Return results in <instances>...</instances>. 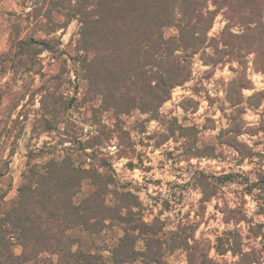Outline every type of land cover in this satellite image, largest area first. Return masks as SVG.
I'll use <instances>...</instances> for the list:
<instances>
[{"label":"trees","instance_id":"1","mask_svg":"<svg viewBox=\"0 0 264 264\" xmlns=\"http://www.w3.org/2000/svg\"><path fill=\"white\" fill-rule=\"evenodd\" d=\"M21 6L29 10L11 23L0 77L8 76L5 85L36 76L40 83L26 101V92L16 96L0 86V264H170L167 257L177 250L188 264H263L264 88L255 89L247 69L251 55L253 70L264 74V0H22ZM219 13L226 22L210 36ZM22 21L47 36L20 35ZM72 21L75 37L62 47L51 34L64 33ZM44 52L57 71L44 70ZM197 55L210 72L237 64L216 106L226 125L217 129L209 116L201 124L172 117L165 119L164 140L181 139L189 162L218 160L228 148L237 165L250 168L195 169L186 182L199 194L193 215L148 217L138 192L117 179L105 148L116 139V154L135 166L138 153L124 117L137 111L164 120L161 106L191 80ZM71 74L82 85L74 95L65 87ZM36 95L39 107L30 112L26 106ZM206 98L209 106L217 100ZM187 101L194 106L182 101L183 110L195 112L198 101ZM81 107L92 126L86 134L70 113ZM249 109L260 111L254 123L244 117ZM28 123L30 141L49 138L28 146L9 198L11 157ZM207 130L216 133L202 141ZM210 204L224 225L206 226L213 238L199 231ZM115 227L122 234L108 245L103 234Z\"/></svg>","mask_w":264,"mask_h":264},{"label":"rangeland","instance_id":"2","mask_svg":"<svg viewBox=\"0 0 264 264\" xmlns=\"http://www.w3.org/2000/svg\"><path fill=\"white\" fill-rule=\"evenodd\" d=\"M22 0H0V51H4L9 47V35L11 23L17 16L23 14V12L29 9H24L21 6ZM24 16V15H20ZM225 18L219 13L209 31V35H217L225 24ZM20 35H24L26 32H32L37 37L47 36L44 32L35 31L33 29V23L20 22ZM77 24L72 21L65 32L62 29L52 33L55 37H60L64 47L71 37H75ZM43 59V65L45 71L55 72L58 69L57 63L53 62L49 58V54L44 52L41 55ZM248 76L253 81L255 89L264 88V74L257 73L252 68V56L248 57ZM193 73L192 78L183 86H177L173 89L171 98L167 100L160 108V112L164 116V120L146 119L145 114H140L135 111L128 116L124 117V127L129 131L131 140L137 149L138 157L134 159L135 166H129L128 159L125 157H119L116 154L117 140L112 139L110 145L105 148V151L110 155L114 173L117 179L124 184H127L133 190L137 191L140 199L149 208L147 210L148 217L153 214H157L160 211L163 212L162 216L171 215L178 217L181 214L191 212L197 207V199L199 194L192 188L191 185L186 184L191 172L195 169H200L209 173H220L222 171H232L243 169L247 170L250 165L244 162L242 165H237L234 159L232 150L225 148V154L222 158L216 159H191L190 162L182 154L184 151L183 141L180 139L176 143L169 139L165 141V119L176 117L178 123L190 124L191 122L201 124L205 117H212L215 119V125L217 129L226 125V120L222 117L221 113L217 110L216 106L222 102L223 92L221 91L224 82L231 79L235 73L232 67H236V63H226L218 65L211 71V68L204 64L197 55L193 61ZM8 76L4 78L0 77V86L2 90L6 89V92L13 93L16 96L23 92L25 94V101L29 98L30 91L34 90L40 83L39 77L36 76L33 80L32 77L25 80H9V84L5 85L4 82L8 80ZM71 84H66L70 95H74L77 91H82V85L79 84L78 88L74 80V75L71 74ZM3 84V85H2ZM245 95H249L253 90L245 89ZM217 98L213 106H209L206 95ZM7 97V96H5ZM187 98H191L194 101H198L197 109L192 112V108L184 111L181 102L184 101L190 107L194 106V103L187 101ZM39 95L35 96L33 104H29L26 108L30 112L36 111L39 107ZM6 101V100H4ZM23 101V102H25ZM20 106L17 108L19 109ZM259 110H247L245 119L249 123H254L258 119ZM74 119L77 123L83 127L84 134L92 130V126L87 119V112L85 108L81 107L78 110H71ZM32 115V113H31ZM106 120L109 119V115L105 114ZM30 124L28 123L24 129L21 138L16 145L14 154L11 157L10 163V175L12 178V186L8 193V197H14L16 194V187L20 181V175L25 167L26 154L28 146H38L44 139L49 137L46 135L41 136L38 139L29 140ZM215 131L207 130L201 135L202 141L207 140L214 135ZM245 138V137H244ZM8 148L5 153H7ZM249 211L254 208V204L249 202L247 204ZM212 205H208L205 212V218L202 222L199 231L208 228H217L221 230L224 225L221 221V214L214 213ZM206 236L213 238L212 232L205 230ZM122 234V231L118 228H113L104 232V238L108 245L113 244L117 238ZM199 234V233H198ZM170 264H188L186 255L183 251L177 250L167 257ZM132 264H143L141 261H136ZM264 264V263H263Z\"/></svg>","mask_w":264,"mask_h":264}]
</instances>
